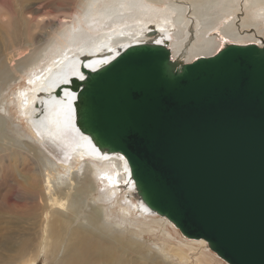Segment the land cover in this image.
<instances>
[{"label": "bare ground", "instance_id": "obj_1", "mask_svg": "<svg viewBox=\"0 0 264 264\" xmlns=\"http://www.w3.org/2000/svg\"><path fill=\"white\" fill-rule=\"evenodd\" d=\"M78 7L77 23L48 41L19 37L0 19V94L16 87L0 106V156L10 151L22 167L14 175L26 201L0 213V264H37L41 256L42 264H191L206 242L173 243L169 221L138 197L126 159L79 131L71 82L142 45L165 47L185 64L227 44L262 47L264 0H79ZM21 50L29 55L14 60ZM154 239L163 248L150 245ZM197 260L210 261L203 253Z\"/></svg>", "mask_w": 264, "mask_h": 264}, {"label": "water", "instance_id": "obj_2", "mask_svg": "<svg viewBox=\"0 0 264 264\" xmlns=\"http://www.w3.org/2000/svg\"><path fill=\"white\" fill-rule=\"evenodd\" d=\"M81 72L77 127L126 159L140 200L226 264H264V45L190 64L142 45Z\"/></svg>", "mask_w": 264, "mask_h": 264}, {"label": "rangeland", "instance_id": "obj_3", "mask_svg": "<svg viewBox=\"0 0 264 264\" xmlns=\"http://www.w3.org/2000/svg\"><path fill=\"white\" fill-rule=\"evenodd\" d=\"M78 6L79 0H0V19L6 21L7 28H9L11 32L15 30L19 37L24 38L25 35H27V37H30L31 35H38L40 37L41 34H44V36L47 34L44 41H48L53 35L60 33L63 29L77 23L81 14V10ZM228 45L231 44H227L226 46ZM20 53L21 55L14 60L18 59L20 61L29 55V52L25 50H21ZM11 64L13 65L14 62ZM43 64L44 62L41 63L40 66H43ZM15 89L16 87H11L4 93L0 94V106L8 100L10 94ZM7 109L10 110L11 113L13 112V108ZM0 115L3 117L1 112ZM5 122L4 127L7 131L8 127L6 125L8 124V121ZM14 122L18 125L17 129L19 131H26L25 123ZM24 140L25 142L31 143L30 139L24 138ZM17 152L18 151H13L12 153L18 154ZM11 158L12 154L10 151L4 153L3 156H0V213L7 211L8 207L12 208L14 205L17 207L26 205L23 191L17 186L19 180L14 175L16 171H20L22 167H19V163H17L18 165H15ZM13 170L15 172H13ZM116 186L117 185L112 184V187L115 190L118 189V186ZM5 218L7 219V216H5ZM12 225L15 226L13 223ZM165 229L172 236L174 244L176 242H184V238L187 239L180 234L171 222L167 223ZM152 244L160 249L163 248L161 241L156 239L150 243V245ZM195 253L196 255L190 259L191 264H199L197 258L201 253L211 261H209V264H226L211 252L208 247H196ZM61 255L62 251L59 252L58 257L60 258ZM169 260L170 262H178L177 259ZM37 264H42V256L38 259Z\"/></svg>", "mask_w": 264, "mask_h": 264}, {"label": "snow or ice", "instance_id": "obj_4", "mask_svg": "<svg viewBox=\"0 0 264 264\" xmlns=\"http://www.w3.org/2000/svg\"><path fill=\"white\" fill-rule=\"evenodd\" d=\"M81 79H83V76H81Z\"/></svg>", "mask_w": 264, "mask_h": 264}]
</instances>
